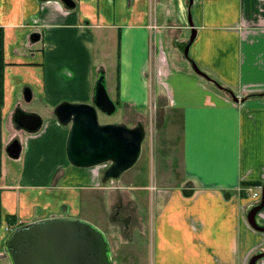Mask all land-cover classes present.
I'll list each match as a JSON object with an SVG mask.
<instances>
[{"label":"crops","instance_id":"0c3cea01","mask_svg":"<svg viewBox=\"0 0 264 264\" xmlns=\"http://www.w3.org/2000/svg\"><path fill=\"white\" fill-rule=\"evenodd\" d=\"M73 1L68 10L59 1L0 0V262L15 225L55 217L91 223L83 210L104 206L95 226L111 254L128 245L129 254H152L151 264H248L264 251V234L246 220L251 195L264 183V97L249 98L264 93V0H193L190 8L189 59L237 101L197 76L177 48L191 35L188 2ZM101 69L124 114H147L152 106L170 113L158 139L153 193L135 174L123 176L129 170L105 184L102 167L67 161L69 127L53 110L90 103ZM22 101L39 108L31 110L43 121L34 134L13 121L17 108L29 112ZM108 117L99 120L111 123ZM14 139L21 154L12 160L24 159L18 174L4 162ZM149 192L151 217L142 204ZM125 205L134 214L117 225ZM256 220L264 226V208Z\"/></svg>","mask_w":264,"mask_h":264},{"label":"water","instance_id":"95a60500","mask_svg":"<svg viewBox=\"0 0 264 264\" xmlns=\"http://www.w3.org/2000/svg\"><path fill=\"white\" fill-rule=\"evenodd\" d=\"M40 1H59L68 10L75 7L73 0ZM192 4L193 0H188L191 35L187 42L177 45V48L189 60L191 69L197 76L226 91L237 101L231 91L222 88L189 59V46L195 36L190 11ZM39 38L38 33H33L30 41L36 42ZM23 95L26 102L31 100L29 89L25 88ZM252 97H264V93L249 96ZM116 111L117 105L108 94L105 72L102 69L98 71L90 103L62 102L53 110L58 123L69 127L66 140L68 163L78 169L103 166L101 180L105 184L119 180L123 173L137 164L145 139V129L141 122L132 128L122 123L100 122V114L112 116ZM13 121L18 129L27 134L38 132L43 123L38 114L20 108L15 110ZM6 153L11 159H18L21 154L19 141L14 139L10 142ZM263 208L264 183L260 201L249 206L246 211L249 226L264 234V226L259 225L256 220ZM3 251L9 264H114L107 236L93 224L71 217L47 218L19 226L7 235ZM263 258L264 251L251 256L248 264H257Z\"/></svg>","mask_w":264,"mask_h":264},{"label":"rangeland","instance_id":"374dc122","mask_svg":"<svg viewBox=\"0 0 264 264\" xmlns=\"http://www.w3.org/2000/svg\"><path fill=\"white\" fill-rule=\"evenodd\" d=\"M182 1V0H181ZM184 3L188 2V0H183ZM22 107L23 109L31 111L32 109H39L36 102H30L25 103L22 101ZM154 109V106H152ZM152 109V110H153ZM149 112L147 114H137L133 111L129 112L127 111L124 114V110L122 107L117 106V111L114 115L108 117L107 121L111 123H122L126 126L132 128L137 125V123L141 122L145 129V139L142 144V153L139 161L137 164L131 168L127 173H125L123 176H127V174H135L137 176V179L135 181L136 184L143 185H153L156 183V176L158 173V161H157V153L159 151L158 147V139L162 136V123L163 119L167 116L166 108L158 107L157 110L154 112ZM35 111V110H34ZM44 120V119H43ZM161 131V132H160ZM161 134V135H160ZM23 135V134H22ZM5 164H9L11 166V170L14 174H18L19 168L20 170H23L24 168V159H22V156L19 161H13L12 159H8V157H5L4 159ZM7 162V163H6ZM16 162V163H15ZM18 162V163H17ZM125 178V177H124ZM147 205L143 206L146 212L148 213L149 217H151V212L153 208V196H151V193L147 194V198L143 197ZM120 212V211H119ZM83 215H86V217H90L93 222V225H100L99 221L101 222L103 220V216L105 215L104 206L100 209H94L91 210V208L84 209ZM133 211H131L128 207L123 208V211H121L115 222L117 225H125V222L127 223V220L131 219ZM97 227V226H96ZM98 228V227H97ZM125 233V237L128 238V235L126 234V231L123 230ZM117 237H120L118 235ZM123 250V251H122ZM130 247L127 245H123L122 248L115 251L114 254H111V258L114 264H151L152 261V254H138L139 252H132V254H129ZM120 252H124L123 254H120ZM1 257L3 255L1 254ZM3 264H9V261L7 258L3 259ZM0 262V263H2ZM259 262V261H258ZM260 261L259 263H261Z\"/></svg>","mask_w":264,"mask_h":264},{"label":"built area","instance_id":"2783aa9c","mask_svg":"<svg viewBox=\"0 0 264 264\" xmlns=\"http://www.w3.org/2000/svg\"><path fill=\"white\" fill-rule=\"evenodd\" d=\"M151 28H152V27H151ZM154 28H155V27H154ZM154 190H155V188H154L153 186H150V191H151V192H154ZM259 190H260V188H259ZM251 198H252L253 200H255V201H258L259 198H260V192H254V193L252 194Z\"/></svg>","mask_w":264,"mask_h":264},{"label":"trees","instance_id":"16d2710c","mask_svg":"<svg viewBox=\"0 0 264 264\" xmlns=\"http://www.w3.org/2000/svg\"><path fill=\"white\" fill-rule=\"evenodd\" d=\"M2 65V64H1ZM1 77H2V66L0 67V79H1ZM117 105V104H116ZM261 184H259L258 186H260ZM257 186V185H256ZM10 220H14L13 218H9V222H10ZM19 226H22V224H17V225H15L14 226V228H17V227H19Z\"/></svg>","mask_w":264,"mask_h":264}]
</instances>
